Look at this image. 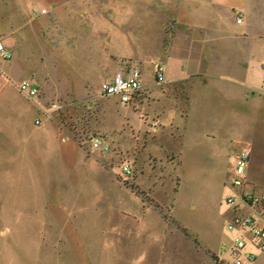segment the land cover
<instances>
[{"label": "rangeland", "instance_id": "374dc122", "mask_svg": "<svg viewBox=\"0 0 264 264\" xmlns=\"http://www.w3.org/2000/svg\"><path fill=\"white\" fill-rule=\"evenodd\" d=\"M30 1L35 13L40 7L52 10L54 2L58 10L47 27L34 16L29 19L28 43L12 57L23 67L15 68L0 93L14 102L12 108L0 106V116L7 120L11 110L25 108L26 96L16 86L23 70L40 91L38 97H28L35 102L34 113H19L26 121L24 133L8 139L0 129V264H232L225 250L234 236L227 229L226 199L233 192L228 180L236 151L222 146L235 137L236 150L249 146L248 178L253 188L264 187V38L254 55L257 64L250 67L249 101L226 104L231 124L225 123L209 141L210 148L198 152L185 144L177 167V155L166 154L170 147L165 137H148L146 143L129 133L119 140L123 147L115 145L103 156L91 150L92 136L127 129L123 121L131 110L119 96L100 94L102 81L114 74L106 63L112 46H118L113 37L120 35L129 53L137 56L142 27L149 24L153 32L155 24L172 21L185 6L181 0ZM251 8L256 26L264 27V7ZM63 36L65 42L58 43ZM128 66L135 68L133 62ZM143 77L153 73L147 70ZM211 94L213 100H224L220 93ZM53 103L60 108L47 118L43 109ZM131 115L141 126L147 120ZM36 118H43L44 125L35 124ZM5 126L0 120V128ZM52 131L58 138L42 141L38 148L29 137V132ZM138 145H146L142 165L153 188L118 178L123 163L135 168L129 156ZM151 151L161 159L148 158ZM257 253L253 264L264 261Z\"/></svg>", "mask_w": 264, "mask_h": 264}, {"label": "crops", "instance_id": "0c3cea01", "mask_svg": "<svg viewBox=\"0 0 264 264\" xmlns=\"http://www.w3.org/2000/svg\"><path fill=\"white\" fill-rule=\"evenodd\" d=\"M181 4L185 7H179L172 21H160L153 27V32L149 24L142 27L137 56L130 54L127 43L122 38L118 39L120 35H116L113 37V44L118 46H112L113 51L106 58V63L114 74L119 71L128 73L129 62H133V67L142 72L141 89L132 95L128 105H124L131 108L125 113L123 121L127 129L120 133H110L112 149L115 145L123 147L119 140L129 133L136 136L137 141L146 138V143L148 137L156 140L161 135L170 147L166 154L177 155L176 163L173 164L177 167L181 163L182 146L187 144L188 148L203 152L205 148L211 147L209 141L221 133L224 124H231L232 118L229 115L232 112L227 113L229 107L226 104L230 105L232 101L241 98L249 101L247 91L250 89L252 77L250 67L257 64L254 55L258 51L259 42L264 38V27L256 26L251 8L264 7V0H181ZM30 6V0H0V36L12 53L20 54L19 51L28 43L26 36L29 19L34 16L39 25L47 27L58 10L57 3L54 2L52 10L40 7V11L45 8L47 12L36 15L37 12ZM239 16L242 18L241 22L237 21ZM238 24H244V27H238ZM169 28H172L171 31ZM64 42V36L61 40L58 39V43ZM7 60L9 63L0 60V66L4 68H1L3 72L0 74V93L4 91L5 82L15 75V68L23 67L15 58ZM159 63L165 64L163 82L156 79L155 72ZM263 63L261 66L264 81ZM147 70L153 73V77L144 79L143 75ZM24 74L23 70L22 76L19 75L20 81L25 80ZM32 82L39 87L36 81ZM212 92L220 93L224 100H213ZM2 98L0 95V106L9 104L8 107L12 108L14 102ZM25 98L22 102L25 108L21 112L11 110L7 120V117L0 116V120L8 124L0 128L8 139L24 133L27 129L26 121L19 113H34L35 102L28 96ZM221 103H225L224 108L220 106ZM226 109L228 110L225 111ZM131 112L140 120H143L140 117H146L143 126L135 118L133 120ZM30 125H33V121ZM30 128L31 126L28 129ZM233 129L229 128L231 135L234 134ZM29 134L37 148L43 144L42 141L47 143L60 135L56 131L42 133L43 135L33 132ZM235 143L236 137L223 144L222 149L226 152L235 150L236 154L240 149L236 150ZM144 147L146 145H138L129 156L135 160L131 182L134 187L153 188L155 184H148L145 167L142 165ZM147 157L160 160L162 156L151 151ZM132 193L135 195L133 191Z\"/></svg>", "mask_w": 264, "mask_h": 264}, {"label": "built area", "instance_id": "2783aa9c", "mask_svg": "<svg viewBox=\"0 0 264 264\" xmlns=\"http://www.w3.org/2000/svg\"><path fill=\"white\" fill-rule=\"evenodd\" d=\"M47 12L42 9L36 15ZM242 21L241 16L237 18ZM0 56L4 59H11L13 53L7 45L0 40ZM264 66V63H263ZM141 71L138 68L131 69L128 73L119 71L112 77L105 79L100 84V94L102 96H119L122 105H128L132 95L141 89ZM156 79L159 82L165 81V64L159 63L156 67ZM19 90L30 98L38 97L39 87L31 80H22L18 83ZM264 93V81L261 87ZM60 105L53 103L48 109H43L47 118L52 117V113L57 111ZM35 124L44 125L43 118H37ZM97 149L106 156L112 145L110 135L99 133L91 138V150ZM251 159V149L249 146L241 148L235 154V167L230 175L228 183L232 193L227 196L229 221L227 229L234 233L226 245L225 250L232 260V264H253L259 255L257 250L264 255V187L255 189L252 187L247 174V168ZM133 175L131 165L123 163L118 178L123 183H128ZM264 264V261L261 263Z\"/></svg>", "mask_w": 264, "mask_h": 264}]
</instances>
